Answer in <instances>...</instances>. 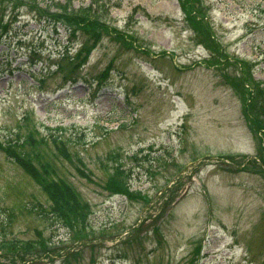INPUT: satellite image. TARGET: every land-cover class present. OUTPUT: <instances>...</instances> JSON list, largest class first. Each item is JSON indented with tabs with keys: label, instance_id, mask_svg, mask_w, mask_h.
I'll return each instance as SVG.
<instances>
[{
	"label": "rangeland",
	"instance_id": "obj_1",
	"mask_svg": "<svg viewBox=\"0 0 264 264\" xmlns=\"http://www.w3.org/2000/svg\"><path fill=\"white\" fill-rule=\"evenodd\" d=\"M0 238V264H264V0H0Z\"/></svg>",
	"mask_w": 264,
	"mask_h": 264
},
{
	"label": "trees",
	"instance_id": "obj_2",
	"mask_svg": "<svg viewBox=\"0 0 264 264\" xmlns=\"http://www.w3.org/2000/svg\"><path fill=\"white\" fill-rule=\"evenodd\" d=\"M216 49H217V47H216ZM248 76L251 77V73L250 72H249V75ZM240 80H242V82H244V81H248L250 79H248V78L247 79L240 78ZM253 88H254V90L251 89V90H249V92L250 93L253 92L254 93V96L255 95L261 96L263 94V90H262V88L260 87L259 84L254 85ZM56 186L58 188H56L53 191V193H52L53 197L52 198H53V200L56 201V204H57L56 206H58L57 209L59 211H62L63 210L62 215H61L62 216V219H64L65 221L68 222V220L66 218L69 219L70 217H68L67 215H65L66 214V210H68L70 212H74V209L73 208H77V207L73 204L72 201H75L76 199L70 197L69 193H66L65 194V192L67 191V187L65 185L57 184ZM127 193L129 194V191L128 190H127ZM78 218H79V216H76V219H74V220L76 221ZM6 223L7 222H4L3 224L7 226ZM70 223H71V225L74 224L71 221H70ZM2 228H3V230L5 229V227H2ZM2 242H4V244H5L6 243V240L5 239H1V244H2ZM29 246H30V244H29ZM3 247H7V246L0 245V249H2Z\"/></svg>",
	"mask_w": 264,
	"mask_h": 264
}]
</instances>
